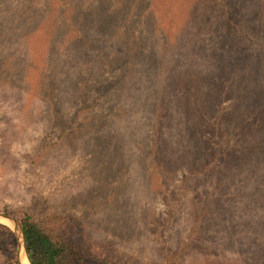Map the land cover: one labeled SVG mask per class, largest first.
<instances>
[{"label":"rangeland","instance_id":"rangeland-1","mask_svg":"<svg viewBox=\"0 0 264 264\" xmlns=\"http://www.w3.org/2000/svg\"><path fill=\"white\" fill-rule=\"evenodd\" d=\"M0 212L264 264V0H0Z\"/></svg>","mask_w":264,"mask_h":264},{"label":"trees","instance_id":"trees-1","mask_svg":"<svg viewBox=\"0 0 264 264\" xmlns=\"http://www.w3.org/2000/svg\"><path fill=\"white\" fill-rule=\"evenodd\" d=\"M20 219L31 264H124L116 254L96 248L89 228L73 215L35 220L23 214ZM15 244L13 232L0 224V264H18ZM163 264L177 263L167 257Z\"/></svg>","mask_w":264,"mask_h":264},{"label":"water","instance_id":"water-1","mask_svg":"<svg viewBox=\"0 0 264 264\" xmlns=\"http://www.w3.org/2000/svg\"><path fill=\"white\" fill-rule=\"evenodd\" d=\"M0 218L8 220L9 222H12L15 225V228L17 230L16 236H17V240H18V246H17V252H16L17 262H18V264H24L22 253L25 254V256L28 260H29V258H28L27 251L25 248V239H24V232H23L22 224L16 218H14L13 216H11L10 214H7L5 212H0Z\"/></svg>","mask_w":264,"mask_h":264},{"label":"bare ground","instance_id":"bare-ground-1","mask_svg":"<svg viewBox=\"0 0 264 264\" xmlns=\"http://www.w3.org/2000/svg\"><path fill=\"white\" fill-rule=\"evenodd\" d=\"M22 255H23V262H24V264H30L29 260L25 256V254L22 253Z\"/></svg>","mask_w":264,"mask_h":264}]
</instances>
